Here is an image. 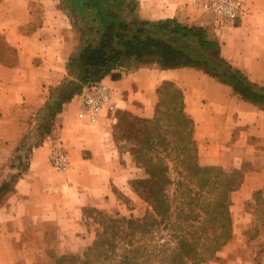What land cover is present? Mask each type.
Returning <instances> with one entry per match:
<instances>
[{"label":"crops","instance_id":"1","mask_svg":"<svg viewBox=\"0 0 264 264\" xmlns=\"http://www.w3.org/2000/svg\"><path fill=\"white\" fill-rule=\"evenodd\" d=\"M137 2L144 19L175 18L203 27L219 42L222 58L264 87V0H248L235 22L196 8L192 0ZM0 31L18 51L16 65L0 63V185L19 172L15 163L23 153L21 143L33 146L27 169L0 198V264H43L40 258L47 256L50 241L61 254L81 251L93 239L84 219L87 207L121 210L119 193L135 198L129 183L135 175L132 158L120 153L114 138L116 113L153 117L164 81L183 88L198 162L241 172L240 184L231 192L232 236L224 253L236 256L241 247L243 256L242 245L256 247L250 258L264 264L262 106L201 68L148 62L116 68L118 77L103 78L117 108L105 109L95 121L79 116L80 94L51 117L49 106L59 98L54 88L77 79V69L68 66L90 36L75 26L61 0H0ZM54 148L68 152L66 169L52 166ZM48 226L56 232L51 235Z\"/></svg>","mask_w":264,"mask_h":264},{"label":"trees","instance_id":"2","mask_svg":"<svg viewBox=\"0 0 264 264\" xmlns=\"http://www.w3.org/2000/svg\"><path fill=\"white\" fill-rule=\"evenodd\" d=\"M62 2L63 4L69 2L82 18L86 17L84 15L86 9H90L89 17L83 19L82 23L86 24L84 31L90 39L73 54L68 67L77 69V79L70 80L60 92L59 98L49 106L53 109L51 117L61 110L64 102L71 100L75 94H80L85 86L102 81L109 74L118 77L119 73L114 72L116 68L148 62H157L165 68L185 66L201 68L231 85L235 92L245 99L264 108V87L250 81L240 70L222 58L219 53V42L210 39L203 27L189 26L175 18L159 20L140 18L137 13V0H62ZM63 7L67 10V6ZM69 15L73 17L71 12ZM17 61V49L0 31V63L14 66ZM158 96L156 112L151 118L139 117L125 110L118 111L123 117H117L115 130L124 121L125 115H131L135 126L125 128V131H129L131 135L130 130H133V138L140 134L143 137L140 142L147 145V150L159 146L166 154L153 157L139 152L137 156L135 155L147 173L146 178L139 180L142 187L141 196L146 198L153 211L141 219L111 218L114 236H120L119 241H124L127 247L117 254L119 258L116 262L110 264H140L138 262L140 253L134 247V242L138 234L142 236L150 227L157 224L155 215L161 216L160 221H163L165 226H178L183 221L188 222L191 218L199 220L201 217L199 212L180 208L178 216L173 219L174 211L169 189L174 180L170 175L171 166L168 161L172 152L184 167L181 170V173H184L183 180H179L178 188L184 186V178L190 177L199 182L200 189L195 194L199 196L201 203L202 191L207 189L208 193L214 194V199L205 206L207 207L205 220L211 222L214 236H208V242L197 247L194 241L179 237L177 245L179 249H173L170 254L163 250V253H166L163 254V264L203 262L214 256L219 243L226 244L232 236L231 200L228 195L240 184L241 172L235 169L226 172L221 166H203L198 162L194 121L186 113L183 89L177 87L173 81H164L158 88ZM26 146V141L21 143L22 152ZM15 165L19 172L8 176L0 185V198L27 169L28 162H22L20 156ZM190 192L191 190L187 193L182 189L177 196L183 195L182 202L189 198L186 203L191 204L195 197H192ZM122 224L127 225V232L120 228ZM98 236L100 237L95 244L85 251L83 264H88L91 260L97 262L100 260L99 256H104L105 261L110 260L111 255L108 252H113L116 245L108 239L104 241L106 238L103 235Z\"/></svg>","mask_w":264,"mask_h":264},{"label":"rangeland","instance_id":"3","mask_svg":"<svg viewBox=\"0 0 264 264\" xmlns=\"http://www.w3.org/2000/svg\"><path fill=\"white\" fill-rule=\"evenodd\" d=\"M61 5L67 6V10L72 13L73 19L75 20V24L77 26L85 28L84 24H82L84 21L83 18L78 15L74 7H71L69 2L63 4L61 0ZM38 9L40 10V8ZM89 10L90 9L87 8L85 12L87 14V17H89L88 15L91 12H89ZM142 11L144 12V10ZM206 13L211 15V13L209 12ZM139 17L143 18L141 16ZM68 82L69 81H62L61 83H59V85L54 88V91L57 92V94H60V92L63 91ZM175 85L183 89L177 83H175ZM118 111L116 113L117 117H123V114ZM132 126H135V121H133L131 115H125L124 121L119 124L114 134L116 136L115 141L120 153H124L128 157L130 155L132 158L133 164L131 168H133V173L135 175L130 179L129 183L130 187L134 192L135 198H132L130 197V195H126L124 193H119V199L121 204L123 205L121 210L109 211L98 207H87L84 212V219L86 220L90 231L93 233V239L91 240V242L81 251H67L64 254H61L57 252L58 250L56 248V245L52 241H50L49 248L47 249V256L40 258L43 264H59L60 262V264H83L82 260H84L83 255L85 251L95 244V242L100 237L98 236L99 234L103 235L106 238L104 241L108 239L113 244H115L116 248L113 252H108V254L111 255L110 260L105 261L104 256H99V261L95 262V260H91L90 262H88V264H110L112 262L114 263L119 258L117 254L123 252L127 245L124 241H119L121 240L120 236H114V226L113 222L111 221V218L125 217L141 219L153 211L150 203L146 200L145 197L141 196L142 187L141 184H139V180L146 178L147 173L142 164H140L137 160L136 156L139 152H142L144 154L146 153L148 156L152 155L153 157L163 156L166 153H163L162 148L159 146H155L154 148L147 150V145H143V143L140 142V140L143 139L140 134L136 138H133V130H130L131 135L129 131H125V128H131ZM168 161L171 166L170 175L171 178H173L174 180V184H172L169 189V194L172 200V208L174 211L173 219H176V217L178 216L180 208H184L185 211L194 210L195 212H199L201 214V217H199V220H194L193 218H191L188 222L183 221L178 226H165L163 224V221H160L161 216L155 215L157 224L150 227L147 233H144L142 236L138 234L136 236L137 240L134 242V247L140 253V258L138 259V262H140V264H163V254H170L173 252V249H179V247H177L179 237H186L190 241H194L196 244L195 246L197 247L199 245H202L203 243L208 242V236H214L213 226L211 225V222L209 220H205L207 219V207L205 206L211 200L214 199V194H211V192L208 193L207 189L202 191L201 198L203 201L201 203L199 196L195 194L200 189L199 182L197 179L190 177L184 178V186L178 188L179 180H183L184 173H181V170H183L184 167L181 162L177 158H175L174 152H172V156L170 160L168 159ZM230 170L231 169H225L226 172H229ZM182 189H185L187 193L189 192V190H191V196L195 197L194 201L191 204L186 203L187 200H190L189 198H185L186 201L182 202L183 195L177 196V193L180 194ZM228 198L231 200V193L230 195H228ZM120 228H122L123 232L128 231L127 225L124 226L122 224ZM48 231L52 235L56 232V229L55 227L48 226ZM224 245V243H219L218 250L215 252L214 256L197 264H254V261L256 260L255 257L253 259L250 257H252L255 252H257L256 247L247 248L245 247V245H242L243 256H241V247H238L237 250L235 249L236 254L234 255L236 256H230L224 253ZM250 245L251 244H249V246ZM254 245L255 244H253V246ZM164 249L166 250V253H163Z\"/></svg>","mask_w":264,"mask_h":264},{"label":"built area","instance_id":"4","mask_svg":"<svg viewBox=\"0 0 264 264\" xmlns=\"http://www.w3.org/2000/svg\"><path fill=\"white\" fill-rule=\"evenodd\" d=\"M247 2L248 0H192L191 4L196 8L212 12L222 20L235 22L246 12ZM80 104L79 116L91 122L95 121L105 109L117 108L110 87L103 81L85 86L80 93ZM25 149L22 153V162L27 163L33 146L28 144ZM50 162L56 169L63 170L69 166L70 156L66 150L54 148L51 151Z\"/></svg>","mask_w":264,"mask_h":264}]
</instances>
